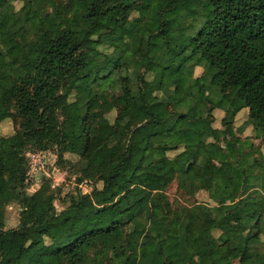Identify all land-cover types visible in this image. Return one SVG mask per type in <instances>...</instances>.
<instances>
[{"label":"trees","instance_id":"1","mask_svg":"<svg viewBox=\"0 0 264 264\" xmlns=\"http://www.w3.org/2000/svg\"><path fill=\"white\" fill-rule=\"evenodd\" d=\"M7 119L0 264H264L261 148L207 152L250 125L264 143V0H0ZM29 151L57 155L68 182L44 172L31 191ZM173 183L207 198L174 206Z\"/></svg>","mask_w":264,"mask_h":264},{"label":"rangeland","instance_id":"2","mask_svg":"<svg viewBox=\"0 0 264 264\" xmlns=\"http://www.w3.org/2000/svg\"><path fill=\"white\" fill-rule=\"evenodd\" d=\"M16 6L17 8L19 7V3L16 2ZM202 68L198 67L196 68V75H201L202 73ZM203 82V81H201ZM203 91L208 93L209 92V88L207 85L204 84L203 82ZM79 92V91H77ZM121 103L123 104V106L128 105L129 103L124 99V98H120ZM131 106H133V104H129ZM115 116V112H113L110 117L113 118ZM248 117V114L246 112H243L239 115L238 119H237V123L235 128L237 129L238 127H240L243 122L246 121ZM14 133V125H13V121L11 119H7L4 120L0 123V134L1 135H11ZM246 139H250L249 141L252 140L254 146L261 148V153L260 156L263 157L264 156V143L263 140L260 138H257L255 133L253 132L252 126L250 125L246 131L243 134H240L239 132H237L236 130H231L229 137L222 142V144L220 146H211L209 145L207 148V152L209 154L212 155V157H215L219 154V152L221 151L220 148L224 147V148H229L231 149L233 152H243L242 148H239V144H241V142L243 140ZM23 152L21 151V154ZM46 153V157L48 158L49 164L45 163L44 161H41L40 163L43 165L45 164V167H42L43 169L39 170L38 173L40 172V174L37 176L36 178V185L32 186L30 188L31 191H35L38 187V185H40L39 181L41 178H43V173L48 171V168L50 166H59L63 161L60 160L59 158H57L58 156L53 154L52 152H45ZM69 159L72 160L73 162H78L79 158L76 155H72V154H67L66 156H64L62 159ZM53 168V167H52ZM215 168L217 171H221L223 168L221 166V164H219L218 162L215 164ZM75 178V177H74ZM213 175L209 174V180L210 182L212 181ZM72 184H70L71 182H69V184H67V186L64 188L63 193L60 195L58 194L56 200H55V205L57 207V209L60 211L62 210L66 205L63 202V196L69 192L70 190H74L75 189V180L72 178ZM90 190V188H89ZM168 195L169 198L171 199V202L173 203L174 206H176L177 204H182V203H189L190 201H194V200H199L202 201L203 198H207L206 197V193L203 192H198L196 194V197L193 199L192 197H190V195H183L180 190L178 189L176 184H172L170 185V187L168 188ZM190 200V201H189ZM236 200L235 197H232L229 201H234ZM19 211H20V206L17 203H12L9 206H7V213H6V218H7V228L10 227H16L19 224ZM129 246L130 248H135L137 246V243L134 242L133 240H130L129 242ZM201 253L197 252L196 257L197 259H200ZM241 257L240 253H237L235 255V260L236 263H238L239 259Z\"/></svg>","mask_w":264,"mask_h":264},{"label":"built area","instance_id":"3","mask_svg":"<svg viewBox=\"0 0 264 264\" xmlns=\"http://www.w3.org/2000/svg\"><path fill=\"white\" fill-rule=\"evenodd\" d=\"M27 156L29 158V164H30V169L28 170V174L30 176L36 175V173H38L39 170L43 169L42 167H45V164L42 165L40 163L41 161H44L45 163L49 164L48 158L46 157V153H44V152L29 151V152H27ZM46 173L53 180V184H52L53 188H55L56 186H58L60 184L68 182L67 171L61 169L59 166H50ZM73 179L75 180V178H73ZM70 182L72 183V180ZM38 186H40V185H38ZM79 186H80V188H83V190L85 192L89 191L90 187L88 185V181H84V182L80 183Z\"/></svg>","mask_w":264,"mask_h":264}]
</instances>
